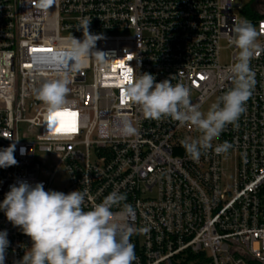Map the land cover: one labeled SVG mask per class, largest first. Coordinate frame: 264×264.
Wrapping results in <instances>:
<instances>
[{"label":"built area","instance_id":"2783aa9c","mask_svg":"<svg viewBox=\"0 0 264 264\" xmlns=\"http://www.w3.org/2000/svg\"><path fill=\"white\" fill-rule=\"evenodd\" d=\"M250 11L237 0H0V149L16 143L18 161L0 168V202L21 180L65 194L87 188L85 211L117 190L135 210L134 264H264V51L250 64L246 111L198 161L181 144L201 135L194 127L145 119L123 94L130 72H147L188 86L206 113L232 87L234 21H251L264 48V10ZM85 18L102 36L93 51L105 55L71 71L65 52L72 36L83 39ZM64 75L68 103L49 131L35 90ZM125 119L136 135L123 134ZM225 141L232 148L216 154ZM4 230L5 264H16L32 241L0 210Z\"/></svg>","mask_w":264,"mask_h":264},{"label":"clouds","instance_id":"9594fccd","mask_svg":"<svg viewBox=\"0 0 264 264\" xmlns=\"http://www.w3.org/2000/svg\"><path fill=\"white\" fill-rule=\"evenodd\" d=\"M42 2L48 7L54 4V0ZM90 23L91 19L85 18L77 28L83 31L82 40L73 36L70 39L65 52L68 60L65 67L71 71L82 69L88 57L99 52L93 49L102 36L90 33ZM232 32L234 35L229 43L238 49L236 61L229 68L232 87L219 96L206 113L200 110L199 105L191 103L188 86L182 83L173 85L170 79L156 82L151 73L136 76L133 70L124 88V96L141 108L145 119L158 121L170 117L179 126H192L201 134L181 141L193 161L213 150L212 142L220 137L227 125H237L255 86V73L250 64L264 51L257 43L260 32L247 19L234 21ZM69 83L67 75H64L45 81L35 90L37 99L47 106L49 131L64 115ZM122 131L126 136L137 134V129L127 119L123 121ZM231 148L232 144L225 141L217 144L214 151L216 154L227 153ZM15 151L16 143L0 149V168L18 164ZM20 154H26L23 147ZM88 196L87 188L65 194L45 190L43 182L32 185L21 180L10 185L0 202V210L32 241L31 247L25 250L16 264H134L137 256L131 237L136 229L131 221L135 218V210L126 203V194L114 190L91 210L85 211ZM114 207L119 208L118 215L113 213ZM7 236L6 230L0 231V264H5L6 249L10 245Z\"/></svg>","mask_w":264,"mask_h":264},{"label":"rangeland","instance_id":"374dc122","mask_svg":"<svg viewBox=\"0 0 264 264\" xmlns=\"http://www.w3.org/2000/svg\"><path fill=\"white\" fill-rule=\"evenodd\" d=\"M237 2H241L242 5L248 6L249 10H252V8L256 10H264V0H237ZM254 12V11H252ZM251 13V11H250Z\"/></svg>","mask_w":264,"mask_h":264},{"label":"trees","instance_id":"16d2710c","mask_svg":"<svg viewBox=\"0 0 264 264\" xmlns=\"http://www.w3.org/2000/svg\"><path fill=\"white\" fill-rule=\"evenodd\" d=\"M246 12H247V14H248L249 16H251V17H253V16L256 15V14H254V13H250V10H249L248 6H246Z\"/></svg>","mask_w":264,"mask_h":264},{"label":"snow or ice","instance_id":"6c2138e0","mask_svg":"<svg viewBox=\"0 0 264 264\" xmlns=\"http://www.w3.org/2000/svg\"><path fill=\"white\" fill-rule=\"evenodd\" d=\"M126 80H128V78L126 77ZM72 115H75V114H72ZM72 130H74V127H73V129Z\"/></svg>","mask_w":264,"mask_h":264}]
</instances>
